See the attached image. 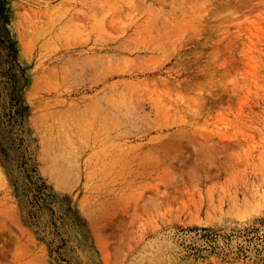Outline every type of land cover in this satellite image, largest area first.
<instances>
[{"label":"rangeland","instance_id":"obj_1","mask_svg":"<svg viewBox=\"0 0 264 264\" xmlns=\"http://www.w3.org/2000/svg\"><path fill=\"white\" fill-rule=\"evenodd\" d=\"M0 264H264V0H0Z\"/></svg>","mask_w":264,"mask_h":264},{"label":"bare ground","instance_id":"obj_2","mask_svg":"<svg viewBox=\"0 0 264 264\" xmlns=\"http://www.w3.org/2000/svg\"><path fill=\"white\" fill-rule=\"evenodd\" d=\"M59 170H60V174H61V176H62V174L64 173L65 175V177H66V175H67V173H68V168H67V166L65 165V164H63L60 168H59Z\"/></svg>","mask_w":264,"mask_h":264}]
</instances>
